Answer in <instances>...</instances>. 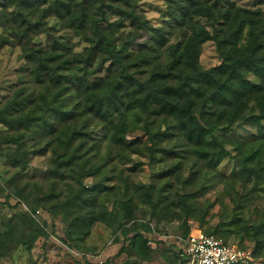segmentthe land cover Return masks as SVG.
I'll list each match as a JSON object with an SVG mask.
<instances>
[{"label":"trees","instance_id":"1","mask_svg":"<svg viewBox=\"0 0 264 264\" xmlns=\"http://www.w3.org/2000/svg\"><path fill=\"white\" fill-rule=\"evenodd\" d=\"M139 1L0 0V29L7 32L0 33V47H18L25 60L18 86L0 103V124L7 129L0 135V157L24 169L31 156L51 152L52 171L59 176L47 193L32 200L11 185L10 195L24 212L0 221V259L18 244L30 249L37 235H47L35 217L45 205L69 221L67 238L86 237L95 223L109 225L118 217V231L141 258L134 264H145L154 249L163 247L167 220L184 226L181 239L190 233L189 220L225 244L234 238L242 244L246 235L252 261L264 257V220L243 221L250 201L247 187L264 183V133L260 127L245 141L225 133L239 122L260 126L264 120L261 12L234 0H163V20L153 24L136 10ZM50 13L84 38L82 52L72 54L62 41L46 45L36 40ZM124 27L128 43L119 45L117 30ZM142 33L148 39L136 45ZM171 33L175 39L167 44ZM207 41L219 63L206 69L200 54ZM127 135L134 136L129 140ZM3 146L10 150L4 153ZM133 154L149 163L160 157L175 181L132 187L129 176L135 168L122 164ZM115 159L118 168L110 166ZM226 159L234 162L230 176L218 170ZM109 178L114 185L107 184ZM216 179L224 187L223 197L234 203L233 215L210 226L212 204L197 196ZM191 183L196 189L186 190ZM139 204L145 205L146 215L135 214ZM24 229L30 230L26 240ZM167 246L179 264V248Z\"/></svg>","mask_w":264,"mask_h":264},{"label":"rangeland","instance_id":"2","mask_svg":"<svg viewBox=\"0 0 264 264\" xmlns=\"http://www.w3.org/2000/svg\"><path fill=\"white\" fill-rule=\"evenodd\" d=\"M234 1L239 6L259 10L264 20V0ZM221 2L225 3L226 0H221ZM136 10L153 24H160L163 20L165 7L163 0H141L137 3ZM112 18H116V15H112ZM45 20V31L36 36L38 42L48 45L52 40L62 41L71 50L72 54L80 53L86 47L87 44L84 38L64 28L63 20L56 13H50L46 16ZM125 24L128 26L127 22ZM127 30L126 27L117 30L119 45L128 43L124 39ZM0 33L5 35L7 32L0 29ZM168 36L169 41H167V44L174 41L175 33H171ZM147 39L148 34L142 33L137 37L135 44H141ZM163 49L160 57L162 61L165 60L167 55L165 51L166 47ZM200 63L206 69L219 63L218 55L211 41H207L202 45ZM24 66L25 60L22 58L18 47L10 45L0 47V103H3L8 95L18 86ZM141 72L146 73V71ZM103 73L105 72L100 73V75ZM250 79L256 82L254 78L251 77ZM251 112L252 110H248L246 114H251ZM260 127L264 133V120L261 121L260 126L248 122H239L225 133L233 141H245L253 135L258 134ZM6 131L7 129L0 124V135H4ZM140 132L138 131L136 134L139 136ZM133 136L127 135V138L130 140ZM97 138L100 139V136L98 135ZM142 139H145V137ZM225 147L230 152H233L231 144L226 143ZM2 149L4 153L10 150L6 146H3ZM113 165L118 168L116 159L110 166ZM167 165L160 157L149 163L146 157L136 154H133L130 159L124 161L122 164L126 168L128 166L135 168L129 176V182L134 188H138L140 184L151 183L153 180H159V183H163L165 179L175 181L174 177L167 173L169 170ZM233 165V160L226 159L219 166L218 170L222 175L230 176ZM53 167L54 163L51 152L31 156L24 169L12 165L0 157V221L11 214L24 212L21 204H17L16 199L10 195L9 190L12 189L11 185L15 189H23V194L26 196L29 194L28 198L32 200L38 196L39 192L47 193L51 184L58 180L59 176L53 173ZM197 168L199 167L196 166L195 169ZM187 173L188 171L184 172V182L188 180L186 179ZM85 182L87 185L92 183L89 179ZM212 182L213 184L206 191L203 190L198 193L197 199L200 201L206 200L212 204L207 220L210 226H215L221 222H227L232 217L234 203L229 197H223L222 189L224 187L219 179ZM107 184L114 185L115 181L109 178ZM181 184L179 185V190H184ZM61 186V183H57L56 188L59 189ZM98 186L100 189L103 188L102 184ZM185 189L194 191L196 186L194 183H191ZM247 190L250 191V201L248 202V207L245 209L243 221L247 224H253V222L264 220V183L259 182L256 185H251L247 187ZM222 205L225 207V213L222 211ZM144 206V204H139L134 211L135 214L140 216L146 215ZM48 207L50 206H39L38 213L35 214L38 220L37 223L40 227H43L47 235H37L30 249H27L21 243L18 244L10 256L0 259V264H134L133 262L141 260V258L130 251L127 242L124 240V236L118 231L117 225L120 220L118 217L109 225L95 223L91 232L86 237L70 235L67 238L69 221L63 219L61 215H53ZM106 207L108 210H112L111 204H107ZM167 221L162 226L161 231V239L165 242L163 247L154 249L155 252L151 254V258L145 264H178L177 260H174L176 258L175 251L167 245L176 244L175 240L183 232L184 226L177 220ZM188 224L191 226V229L198 228L193 220H189ZM24 230L26 240L30 230ZM147 236L150 237L149 234ZM243 236L244 240L242 244H239L237 238H234L231 240L232 244L230 245L251 250L252 244L247 241L246 235ZM153 244L154 242H152ZM250 264H264V257L255 258Z\"/></svg>","mask_w":264,"mask_h":264},{"label":"built area","instance_id":"3","mask_svg":"<svg viewBox=\"0 0 264 264\" xmlns=\"http://www.w3.org/2000/svg\"><path fill=\"white\" fill-rule=\"evenodd\" d=\"M148 244L152 245V241ZM176 245L180 250L179 264H248L253 259L251 250L225 244L215 235H205L198 228L190 229L185 239L177 237Z\"/></svg>","mask_w":264,"mask_h":264}]
</instances>
